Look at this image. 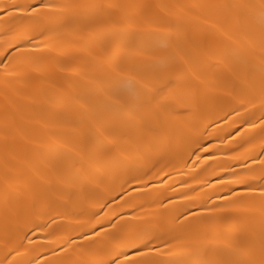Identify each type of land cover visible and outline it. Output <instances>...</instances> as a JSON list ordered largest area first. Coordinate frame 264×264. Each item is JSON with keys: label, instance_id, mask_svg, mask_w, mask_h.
Returning a JSON list of instances; mask_svg holds the SVG:
<instances>
[{"label": "bare ground", "instance_id": "1", "mask_svg": "<svg viewBox=\"0 0 264 264\" xmlns=\"http://www.w3.org/2000/svg\"><path fill=\"white\" fill-rule=\"evenodd\" d=\"M43 3L0 0V264H264V0Z\"/></svg>", "mask_w": 264, "mask_h": 264}, {"label": "snow or ice", "instance_id": "2", "mask_svg": "<svg viewBox=\"0 0 264 264\" xmlns=\"http://www.w3.org/2000/svg\"><path fill=\"white\" fill-rule=\"evenodd\" d=\"M36 7H44V8H48V9H52L53 8L52 5L44 4L43 3V0H41V4L40 5L34 6L31 10L32 11H35L36 10ZM138 254L141 256V259L136 260L135 262H130V264H149V261H147L146 259H144V257L147 255L146 252H144L143 250H140L138 252ZM113 264H116V262L114 261Z\"/></svg>", "mask_w": 264, "mask_h": 264}]
</instances>
